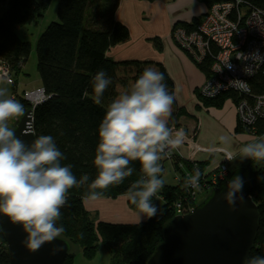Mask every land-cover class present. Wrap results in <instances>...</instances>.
<instances>
[{"label": "trees", "instance_id": "1", "mask_svg": "<svg viewBox=\"0 0 264 264\" xmlns=\"http://www.w3.org/2000/svg\"><path fill=\"white\" fill-rule=\"evenodd\" d=\"M198 1L209 8L213 3L224 0ZM246 1L264 8V0ZM50 2L51 0H0V63L7 65L12 75L14 74V86L18 81L16 76L23 72L21 69L32 51L31 43L17 35V26L31 25L44 17ZM107 2L108 0H58V19L47 25L39 35L35 47L40 82L38 87L44 89L47 98L33 109L34 134L35 137L51 135L55 139L58 149L65 157L61 165H71L72 173L78 181L83 175L89 176L88 183L68 191L67 203L60 209L61 217L57 221V226L65 229L61 237L69 240L72 245L81 246L85 256H92L99 247L98 243L103 241L108 247L112 264H146L162 241L164 224L182 210L175 203L185 204V191L181 185L164 183L158 191L160 198H163L162 204L157 207V214L141 223H95L83 202L90 191L91 181L98 174L94 158L99 143V124L107 106L118 97L116 62L108 52L129 36L128 27L113 18L110 12L112 5L109 6ZM200 18L201 16L192 22L177 24L189 29ZM209 61L210 59H205L199 65L207 76L211 66ZM100 70L106 72L111 83L105 90L101 103L96 104L93 77ZM160 72L164 74L163 82L167 85L168 92L173 95L172 80L163 67ZM250 83L254 93H264V75L257 74ZM25 90L27 88L22 95L15 93V99L18 101L19 98L24 108H31V104L24 99ZM227 95L233 96L236 102L240 98L232 90L214 99H205V103L223 100ZM175 105L174 99L173 106ZM249 130L256 135L263 133L264 118L259 119ZM248 164L253 166L254 172L248 193L260 212L259 229L249 258L264 257V160L250 159ZM205 165L201 164V169ZM129 166L134 169L133 174L125 178L123 183L96 191H103L102 197L106 198L127 195L132 184L143 176L139 161H131ZM155 197H152L153 203L157 201ZM191 203L195 205L196 201ZM128 204L129 207L138 209L130 201ZM72 257L73 252H70L65 264H72ZM9 262L6 240L0 232V264Z\"/></svg>", "mask_w": 264, "mask_h": 264}, {"label": "clouds", "instance_id": "2", "mask_svg": "<svg viewBox=\"0 0 264 264\" xmlns=\"http://www.w3.org/2000/svg\"><path fill=\"white\" fill-rule=\"evenodd\" d=\"M258 64H264V56L257 50L245 57ZM224 67L232 69L230 63ZM218 68L217 71H222ZM252 75L251 67L245 68ZM164 74L152 68H145L135 80L131 89L121 93L108 106L98 128L99 143L95 150L94 165L98 174L91 181L90 191L85 197L98 200L103 191L111 185L123 183L133 174L130 162L140 163L143 176L135 181L127 192L128 200L147 218L157 214L158 208L152 197L163 187L160 178L162 167L161 154L170 146L182 143L183 131L168 127L174 96L163 82ZM11 81H9L10 83ZM111 80L104 70L93 77L94 100L101 103L105 90ZM229 86L238 91L249 92L248 82L234 79ZM224 85L217 84L219 91ZM7 89L0 88V213L7 216L13 224H18L26 233L21 243L30 251H38L45 243H51L61 237L63 226H57L61 217L60 209L67 203L69 189L88 183L89 176L83 175L78 181L72 173L71 165H61L65 159L51 135L36 137L30 145L16 136L8 121L24 114L23 105L7 96ZM33 135L31 124H25L21 135ZM225 140V137H221ZM244 158L264 160V137L247 143L240 148ZM234 153H227L226 159H235ZM201 173L199 169L185 181V186L198 187ZM229 191L225 199L235 211L237 200L243 202L244 181L236 175L229 181ZM237 193L240 195L237 197ZM63 251L60 246L51 250L52 255ZM244 264H264V257L245 258Z\"/></svg>", "mask_w": 264, "mask_h": 264}, {"label": "crops", "instance_id": "3", "mask_svg": "<svg viewBox=\"0 0 264 264\" xmlns=\"http://www.w3.org/2000/svg\"><path fill=\"white\" fill-rule=\"evenodd\" d=\"M107 3L109 6L112 5L110 12L113 18L124 23L128 27L129 34L108 52L116 62L118 96L130 90L129 83L136 69L133 44L135 41H140L143 64L138 78L145 68L160 72L163 67L172 80L176 105L171 106V120L181 114L196 119L195 142L209 147L219 145L224 150L236 154L235 159L228 161L230 171L250 163V158H244L239 154L240 148L252 140L249 141V136L252 134L247 133V135L239 126L235 98L227 95L223 100L205 103L207 98L202 97L200 87L207 75L172 38L171 29L174 25L192 22L195 18H199L208 10L206 5L198 0H108ZM226 100L230 105L225 103ZM173 115H175L174 119H172ZM261 135L264 137V132ZM221 137L226 139L222 140ZM187 147L183 143L175 152L187 164L194 167L195 163L199 167L205 163L204 169L214 168L224 158L222 151L213 153L191 151ZM162 180L172 186L177 184V181L173 184L166 182L163 176ZM155 196L160 197L159 192ZM83 202L95 223L131 224L141 223L146 219L139 209L129 207L127 195H119L116 198L101 197L95 201L84 199Z\"/></svg>", "mask_w": 264, "mask_h": 264}, {"label": "built area", "instance_id": "4", "mask_svg": "<svg viewBox=\"0 0 264 264\" xmlns=\"http://www.w3.org/2000/svg\"><path fill=\"white\" fill-rule=\"evenodd\" d=\"M171 32L174 42L189 53L196 64L200 65L205 59H210V73L200 87L202 97L214 99L227 91L233 90L237 92L240 97L235 105L237 118H239L242 127L247 130L257 123L259 119L264 118V93H254L250 83L251 79L256 77L257 74L264 75V64H258L251 58H238L240 53L248 57L249 54L257 50L261 56H264V8L251 5L246 0L216 2L208 8L206 13L199 19V22L192 28L188 29L185 25L176 24L172 27ZM133 49L134 56H136V64L139 66L138 76L143 64L142 44L140 41L134 42ZM227 62L232 65L231 70L224 67ZM0 65V70L2 71L0 78H5L7 83L9 81L12 83L13 80L9 68L3 63H0ZM247 67H251L253 72L250 76L245 72ZM218 68L223 70L217 71ZM234 79L248 82L250 91H238L236 88L229 86V81ZM217 84L224 85V87L217 91L215 89ZM23 94L24 99L31 104V108H35L39 102L47 98L42 87L27 89ZM13 98L15 99V96ZM166 119L168 127L173 130V133L183 131L184 137L181 144L185 143L191 151L224 152L222 161L216 167L210 169L208 167L201 169L196 163L193 168H189L190 166L186 167V164L180 161L181 158L176 161L179 155L175 150L181 144L170 146L161 154L159 163L162 168L166 159H170L180 170L186 167V171L183 172L182 170V176L178 180H182V186L186 188L187 204L177 203L178 207H182L180 208L182 209L180 214H186L194 206L191 202H197V195L200 192L211 191L229 177V160L226 159V154L230 151L224 150L219 145L209 147L195 142L196 119L181 114V116L171 120V112ZM250 133L252 137H257L255 133ZM253 139L250 142L256 140L255 138ZM197 169L201 173L198 187H186L185 181L187 177L193 175ZM188 200L191 204L188 203Z\"/></svg>", "mask_w": 264, "mask_h": 264}, {"label": "water", "instance_id": "5", "mask_svg": "<svg viewBox=\"0 0 264 264\" xmlns=\"http://www.w3.org/2000/svg\"><path fill=\"white\" fill-rule=\"evenodd\" d=\"M33 109L24 108V114L16 118L12 126L16 136L28 145L36 138ZM26 122L31 124L33 135H21ZM253 173L251 164L239 166L205 199L196 202L191 211L169 219L162 228V241L146 264H244L254 247L260 221L258 205L248 193ZM236 175L244 181V200H237L233 211L225 196L229 181ZM239 195L237 193V197ZM0 232L6 240L9 264H65L71 252L72 244L63 237L45 243L36 252L30 251L21 243L26 236L22 227L2 213ZM57 246L63 251L52 255L51 250Z\"/></svg>", "mask_w": 264, "mask_h": 264}, {"label": "rangeland", "instance_id": "6", "mask_svg": "<svg viewBox=\"0 0 264 264\" xmlns=\"http://www.w3.org/2000/svg\"><path fill=\"white\" fill-rule=\"evenodd\" d=\"M57 7H58V0H51L50 6L46 10V12L44 14V17L39 18V20L37 22H34L31 25H22V26L18 25L17 26V29H16L17 35L22 40L24 39V40L29 41L31 43L32 51H31L29 57L27 58L26 64L21 69L23 72L20 73L18 76H16V79L18 78V81L15 84L16 86L13 85L14 78H15L14 74L12 75V73H11V78L13 80L12 83H7L5 81L6 80L5 78H3V79L0 78V88L7 89V93L6 94H7V96L9 98H13L16 94L17 95H22L23 90L27 86L28 87L34 86L35 88H36V86L38 87V84L40 82H39V71H37V62H38V60H37V51L35 49L36 42L38 40L39 35H41V33H43L45 31V28L47 27V25L51 21H55L56 19H58ZM1 12H2V8L0 7V13ZM180 48L182 50H184L182 47H180ZM184 52L187 53L185 50H184ZM187 54H188V56L191 57V55H189V53H187ZM191 59H192V57H191ZM193 62H194V60H193ZM135 67H136V69H135V71L133 73V76H131L132 79H131V81L129 83L130 84V89H131L132 85L134 84V81L136 80V78L138 79L137 71H138L139 66H137L136 61H135ZM0 73L2 74L1 70H0ZM34 87H31V88H34ZM18 102H20L19 98H18ZM225 103L230 105L228 100H226ZM16 118H18V117H13L12 119H10L8 121V125H9L10 128H12L14 122L16 121ZM238 122H239V126L241 128H243L241 123H240V121H238ZM243 129L245 130L246 134L248 133V134L251 135L250 131H247V129H245V128H243ZM261 136H262L261 134L257 135V137H261ZM257 137L249 136V141H250V139L254 140L253 138L257 139ZM179 159H180V157L176 158V161L179 160ZM176 161L174 160V162H176ZM180 161L184 162V164H186L185 165L186 167L190 166L189 168H193V166H191L190 164H187V162L184 159L183 160L180 159ZM164 165H166V166L164 168H162L163 169L162 170L163 178L166 180V182H169L171 184H173V183H175V181H177V183L179 185H181L180 187H182V189L185 191V193H184L185 194L184 202H185V204H187L186 188H184L182 186V182L183 181L182 180L181 181L178 180L182 176L181 175L182 174V170H183V172L186 171V167H184V169L180 170L178 168V166H176L170 159H166L164 161ZM234 170L235 169H233L232 171H234ZM209 192H207V193L200 192L197 195V197H198L197 198V202H201L203 199H205ZM162 198L155 197V199L157 201L154 204L157 205V207L162 204V200H161ZM164 200H165V198L163 199V201ZM179 201H181V200H179ZM189 202L190 201L188 200V203ZM176 204H177V202L175 203V205ZM189 204H191V203H189ZM169 205H171V204H169ZM98 246L99 247L97 248V251L92 256H85L83 251H82L81 246L72 245L71 246V252H73V257H72L73 258V262H72V264H112L111 256L109 254L107 245H105L104 242L101 241V242L98 243Z\"/></svg>", "mask_w": 264, "mask_h": 264}]
</instances>
